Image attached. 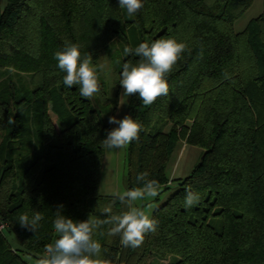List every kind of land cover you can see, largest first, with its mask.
Segmentation results:
<instances>
[{"label":"trees","instance_id":"obj_1","mask_svg":"<svg viewBox=\"0 0 264 264\" xmlns=\"http://www.w3.org/2000/svg\"><path fill=\"white\" fill-rule=\"evenodd\" d=\"M252 2L143 0L129 17L118 0H0V264L40 258L58 238L59 205L74 221L90 213L103 219L109 205L126 210L118 195L98 189L122 66L138 59L109 49L117 38L135 49L127 28L149 44L171 37L186 45L166 77L168 95L150 106L132 95L127 106L143 131L127 145L126 190L142 187L136 177L143 172L177 189L152 211L157 229L135 250L103 225L94 237L102 257L111 264H264V11L243 31L233 27ZM66 40L92 55L98 100L113 97L108 116L78 86H64L54 53ZM54 96L70 113L62 126ZM181 142L201 154L188 175L170 179L168 163ZM187 189L201 196L191 208L184 207ZM37 211L44 219L35 233L20 226L21 214Z\"/></svg>","mask_w":264,"mask_h":264},{"label":"clouds","instance_id":"obj_2","mask_svg":"<svg viewBox=\"0 0 264 264\" xmlns=\"http://www.w3.org/2000/svg\"><path fill=\"white\" fill-rule=\"evenodd\" d=\"M118 4L121 9H126L129 17L135 16L144 6L143 0H118ZM185 50V44L171 37L157 39L151 44L140 43L135 49L126 47L125 54L138 59L135 62L127 61L122 66L119 79L123 89L121 95H138L144 106H150L157 98L167 96L169 84L166 77ZM54 59L57 61L56 67L64 73L63 84L66 88L78 86L80 95L88 100L100 94L97 68L93 66L90 53L82 56L80 46L66 40L63 47L54 53ZM99 67L104 68L105 65ZM8 123L13 124L15 121L9 117ZM108 123L117 125L107 130L101 141L110 150L122 149L138 141L143 131L141 123L131 115H125L122 119L110 116ZM136 180L142 183V187L126 190L117 196L126 210L115 213L111 205L106 206L103 219L90 213L86 220L74 221L63 214V205L57 206L53 228L58 238L45 246L37 264H111L102 257V245L94 238L103 225L110 226L108 235L118 236L123 247L133 250L141 247L146 234L156 231L158 221L150 218L136 202L157 197L160 184L157 180L149 179L147 172L138 174ZM200 201L199 192L186 190L185 208H191ZM43 219V215L37 211L32 216L21 214L18 223L35 233Z\"/></svg>","mask_w":264,"mask_h":264},{"label":"rangeland","instance_id":"obj_3","mask_svg":"<svg viewBox=\"0 0 264 264\" xmlns=\"http://www.w3.org/2000/svg\"><path fill=\"white\" fill-rule=\"evenodd\" d=\"M264 11V0H253L251 6L244 11L234 22V31L235 32H241L245 29V27L248 25V23L254 19L257 18L262 12ZM125 35L127 38V41L131 47L136 48L137 45L144 40L145 42L149 43V39L145 35L142 37V35L138 32L135 28H127L125 31ZM127 47L125 41L123 39L117 38L113 45L109 47V49L112 48V55L114 57L122 56L125 54L124 49ZM123 89L121 87L118 103L116 107L115 116L118 119H122L125 115H128L127 106L130 99V96H124L121 95ZM54 99L56 101V106L59 111V119H60V126L65 125V122L69 120L68 115H70L69 111L66 110L63 102L61 100H58L57 96H54ZM92 104L98 108L102 114L106 117L111 112H113V97H110V99L107 102H100L98 100V96H95L93 99H91ZM117 127V125H112V128ZM182 142L179 144L177 149L174 151L167 167V174L170 176L172 165L178 161V163L181 162L180 165V172L179 176H186L190 173V171L193 169L194 165L199 160V155H196V152L199 153V148L194 146H188L186 151L182 154H180ZM126 151L127 146L122 149H107L105 148V157L103 161L102 171L100 175L99 180V193L103 195H118L120 193H123L126 191L125 186V174H126ZM172 179V178H171ZM177 189V184L174 182L168 188H165L164 186L160 187L159 195L155 198H149L145 200L137 201L136 204L138 206H141L145 212L150 216L152 215V211L162 203L166 201V199ZM7 237L9 242L14 247H18L19 243L13 233H7ZM24 259L29 262L30 264H37L38 258H34L31 256H28L26 254L23 255ZM172 262L173 260H154L153 264H161L164 262Z\"/></svg>","mask_w":264,"mask_h":264},{"label":"crops","instance_id":"obj_4","mask_svg":"<svg viewBox=\"0 0 264 264\" xmlns=\"http://www.w3.org/2000/svg\"><path fill=\"white\" fill-rule=\"evenodd\" d=\"M190 146L188 144H186L185 142H182V145H181V149H180V154H182L181 152H185L187 147ZM195 147V146H194ZM200 154H201V149L199 150V153L196 152V155L200 157ZM180 165H181V162L178 163V161H176L173 165H172V169H171V173H170V179H176V178H180L181 176H179V172H180ZM183 177V176H182Z\"/></svg>","mask_w":264,"mask_h":264},{"label":"built area","instance_id":"obj_5","mask_svg":"<svg viewBox=\"0 0 264 264\" xmlns=\"http://www.w3.org/2000/svg\"><path fill=\"white\" fill-rule=\"evenodd\" d=\"M2 226H0V228H1Z\"/></svg>","mask_w":264,"mask_h":264}]
</instances>
